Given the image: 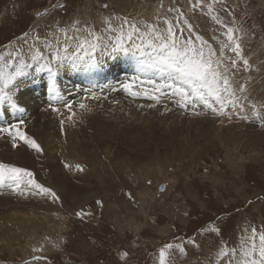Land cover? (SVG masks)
<instances>
[{
  "label": "rangeland",
  "instance_id": "1",
  "mask_svg": "<svg viewBox=\"0 0 264 264\" xmlns=\"http://www.w3.org/2000/svg\"><path fill=\"white\" fill-rule=\"evenodd\" d=\"M211 2L212 0H206V4ZM16 3L19 6H16ZM193 3L195 0H0V55L7 59L9 52L24 53L26 48L30 47V43L33 44L37 34L41 40L36 44L39 43L37 46H40L43 44V38L51 35L53 29L69 25L77 18L95 23L99 30L103 27L102 17L110 14L151 21L157 14L161 17H174L176 13H169V8L183 11L193 25V33L203 35L209 44L218 48V42L214 37L224 39L223 29L211 20L206 5L203 10L200 7L193 9ZM104 4H108L109 7L103 8ZM213 6L225 24L232 26L234 21L240 28L237 36L242 37L244 54L247 53L245 58L249 60L251 66L247 71L241 70L240 76L247 84L248 100L258 105L264 103V0H219ZM47 10H52L51 14L39 25L33 26L38 18L37 13L40 15ZM25 40L28 43H25ZM42 50L46 54L49 51L46 48ZM117 56H112V59ZM124 60H130L131 63L123 65ZM34 68L27 75L47 73L36 72ZM119 71H126L123 76L125 83L131 82L132 78L138 75L136 61L130 56L119 55ZM110 75L112 74L107 73L100 77L93 71L91 78L100 81ZM261 76L263 78L258 80L257 77ZM28 78L33 80L30 76ZM147 78L141 77L145 81ZM153 78L157 79L158 83L162 82L160 77ZM121 87L114 96L117 94V98H121L126 97L124 93H129L128 100L122 101L125 107H129L128 114H124V106L121 108L120 103H114L111 107H118L120 110L110 108L107 113L97 116L93 124L87 122H83L82 125L74 124L68 128L73 132L71 136L64 131L66 128L64 119L59 118L62 116L61 112H49L48 115L45 112L34 118L25 115L27 127L25 131L37 140L43 152L34 154L28 147L23 161L16 157L18 148H12L10 140L0 134V155L3 156L0 161L11 162L31 170L39 183L52 188L59 197V200H55L43 194L21 196L10 189H0L2 193L0 202H6V205L0 207V264H23L26 260L31 261L33 255L45 256L47 260L33 261L32 264H158L159 249L165 243L181 241L184 242L187 255L174 252L172 256L174 264H206L207 258L214 257L222 244L237 247L245 227L264 226V126L259 120L254 117L241 119L235 115L229 119L216 115L202 106L195 109V112L202 114L196 115L191 106L188 109L179 107L174 97L161 96L157 102L146 95L133 96ZM150 87L146 82L140 84L137 81L133 91L146 90ZM17 88L16 85L14 92ZM100 90L103 92L102 88ZM67 94L59 104L46 102L48 107L50 104L52 107L63 105L65 111L72 114L75 111H69L65 107L66 103H71L73 108L82 99L86 105L93 100L87 95L90 94L88 90L72 89ZM85 96L89 97V100L85 99ZM95 101L96 106L103 109L105 101ZM106 101L110 104L113 100ZM44 105L41 106L42 110L52 109L43 108ZM145 107L150 112L147 118L143 119L146 121L137 122L134 114L129 115V111L138 113ZM111 110L120 112L122 121L120 118L116 122L110 120ZM126 116L128 120L124 121ZM163 118L165 119L162 120ZM103 122L112 125L103 126ZM199 123L202 126H199ZM143 124L147 125L144 131L140 128ZM5 125L1 124V127ZM99 127L100 132L107 133L110 144L102 146L99 143L101 142ZM87 128L94 133L91 142L100 145L89 147L94 159L111 158L110 151L112 154L115 152L105 146L118 150L119 145L128 146L129 143V150L126 153H133L131 143L137 142L139 145L144 140L150 141L147 145L151 151L140 149L145 153L143 161H139L140 164L138 162L129 164V161L124 160L123 153H119L121 163L119 162L116 168L111 166L110 160L107 165L104 162L98 163L101 167L99 168L97 164L76 161H83L82 156L72 159L71 163L58 158L61 163L59 169L62 170L64 177H61L62 180H53L50 171L41 169L47 161L43 147L52 145L62 136H66L68 140L75 137L76 140V133L80 131L81 134V131ZM134 128L138 135L135 133L137 136L132 137L133 140L130 141L126 134ZM40 130L43 131L40 136L45 134L42 142L41 137L34 134ZM180 132H183V135L188 134L191 141L193 137V141L188 145H184L183 142L174 144L172 135ZM166 139L170 142L167 143ZM85 142H89L87 138ZM154 145L159 149H167L158 153ZM126 147L124 146L122 150L125 151ZM56 148L54 151L60 157L58 144ZM84 159L86 161L90 158ZM76 163H81L84 171L88 173L101 171L99 174L102 177L92 178L90 182H79L76 178L81 172H73L67 166ZM112 168L115 169L113 175ZM6 192H9L7 197ZM76 192H79V198L90 195L92 198L86 204L80 205L75 203ZM33 205L35 208H32ZM14 212L16 213L12 220L10 215ZM27 214L29 220L26 218ZM32 218L35 219L33 222L30 220ZM213 224L220 227L219 235L207 231L208 226ZM3 233L9 235L5 236ZM35 237L37 238L34 239ZM189 238H195L199 247L187 243ZM24 244L26 245L23 246ZM56 244L59 247H55ZM32 247H43L44 251L33 253ZM125 252L128 253L127 257L123 256Z\"/></svg>",
  "mask_w": 264,
  "mask_h": 264
},
{
  "label": "snow or ice",
  "instance_id": "2",
  "mask_svg": "<svg viewBox=\"0 0 264 264\" xmlns=\"http://www.w3.org/2000/svg\"><path fill=\"white\" fill-rule=\"evenodd\" d=\"M218 2L219 0H212L206 4V0H195L192 4L193 9L200 7L201 10L206 5L211 20L223 29L224 39L214 37L218 48L209 44L203 35L194 34L193 25L185 13L174 8L168 9L169 13H176L174 17H161L157 14L151 21L110 14L102 17L103 27L99 30L95 23L77 18L69 25L53 29L51 35L43 38L40 46L36 44L41 40L37 34L29 47L30 56L27 59L21 51H15V54L9 52L7 59L0 55V105H8L20 113L25 112L14 88L17 79L26 76L33 67L36 72L46 71L50 74L51 91L55 93L53 99L63 102V97L56 88V76L62 69H78L83 66L86 71L99 70L101 57L122 54L132 57L137 64L138 75L131 82L122 84L131 95H146L157 102L161 96H170L176 98V103L181 108L188 109L191 106L196 115L202 114L195 112L196 108L202 106L229 119L233 115L241 119L254 117L264 126V103L258 105L248 100V87L240 76L241 70L247 71L251 67L244 56L242 37L237 36L240 28L234 21L229 26L220 19L213 6ZM102 7L107 9L109 5L104 4ZM160 7H163L162 3ZM44 48L49 50L47 54L42 50ZM142 76L148 77L147 80H142ZM153 77H160L162 82L158 83ZM137 81L140 84L146 82L151 87L133 91ZM89 93L91 99H100L91 89ZM65 107L71 111L72 104L66 103ZM79 107L87 110L88 106L81 102ZM53 110L60 111L58 108ZM24 125L23 119L16 123L9 121L0 127V134L10 140L14 149L27 146L42 153L41 145L27 134ZM75 168L78 171L84 170L79 164ZM5 188L21 196L43 194L59 200L56 192L39 183L31 170L0 161V189ZM207 231L217 235L221 233L220 227L214 224L209 225ZM187 243L199 247L195 238H189ZM54 246L59 247L58 244ZM32 251L42 253L44 248L35 247ZM174 252L187 255L183 241L165 243L159 249L158 264H174ZM127 255V252L123 254L124 257ZM41 260L46 261L47 257L33 255L31 261L26 260L23 264ZM206 264H264V226L245 227L237 247L222 244L214 257L207 258Z\"/></svg>",
  "mask_w": 264,
  "mask_h": 264
},
{
  "label": "bare ground",
  "instance_id": "3",
  "mask_svg": "<svg viewBox=\"0 0 264 264\" xmlns=\"http://www.w3.org/2000/svg\"><path fill=\"white\" fill-rule=\"evenodd\" d=\"M115 2V1H114ZM16 6H19L18 3L15 4ZM15 5H13L15 7ZM116 5V4H115ZM144 5V4H143ZM21 6V5H20ZM23 8V7H22ZM26 8V7H25ZM19 10H20V7H19ZM48 12V13H46ZM46 12H42L40 15L37 13V20L34 21V24L33 26H37L41 23V21H43V19H45L46 17H48L52 10L50 11H46ZM98 15V14H97ZM24 41V40H23ZM28 43V42H27ZM39 45V43H37ZM32 44L30 43V46ZM24 46V45H23ZM29 47L26 48V51L24 52V58H28L30 56V53H29ZM101 59V65H100V68L99 70H93V71H96V75L97 76H100V77H104L105 74L107 73H110L112 75H110L107 79H102L100 81L98 80H94L91 78V74L93 73V71H86L84 69V67H80L78 69H74V68H71V67H66L64 69H62L58 75L56 76V88L58 89V92L60 94L61 97H63L64 95H68L67 93H69L72 89H79L81 91H89V89H91L92 91H94L98 96H100V102L101 101H105L104 102V106L102 107L103 109H99L96 105H97V102L95 100H90V103L87 104V109L88 111H86L85 109H81L79 107V104L81 102L85 103V100L82 99L81 101H77V105H74L73 108L71 109L75 111V115L73 117H71V113L69 114V112L65 111L64 109V106L63 105H58V106H54L52 107L51 110L49 111H44L41 109V106L43 104H45L43 106V108H51V107H48V104L46 102H52L54 103L53 105L55 104H59V100H54L53 99V96L55 95L54 92L51 91V84L52 82L51 81V78H50V74L47 72V73H40V74H35L33 73V75H27V77H19L17 79V82H16V85H17V90L15 91V94L19 97V100L21 102V106L24 107L26 110L25 112L23 113H20L14 109H12L10 106L8 105H0V123L1 124H7L9 121H11L12 123H16L19 119H23L25 121V125L23 126L24 127V130L27 128L26 127V119L24 117V115H27L28 117H36V115L38 114H44L45 112H47V115L50 113H54L55 111L53 110L54 108H58L60 109L59 112L60 115H62L61 117L59 118H62L64 119V125L66 126V128L68 129L69 127L73 126L74 124L76 123H80L82 125L83 122H87L89 124H93L96 120H97V116L99 115H102V114H105L107 113V111L110 109V108H118V107H111L112 104L114 103H120L122 106L121 108H123V106L125 107L126 105H124V103H122V101H126L128 100V95L129 93L126 92L124 94H126V97L122 96L121 98H117V94L114 96L115 92L122 86V84H125V81L123 80V76L124 74L126 73V71H122V72H118V65H119V55L115 58L112 59V56H103L100 58ZM131 63L130 60H124L123 62V65L124 64H129ZM113 66V67H112ZM35 69V68H34ZM14 70V69H13ZM250 73V72H249ZM249 75V74H248ZM28 76L32 77L33 80L31 81ZM42 79V80H41ZM41 80V82H40ZM42 84V88H41V84ZM36 87V89H35ZM100 88H102L103 92H101ZM122 88V87H121ZM37 90V92L35 91ZM40 92H42V95H40ZM123 94V93H122ZM89 97H90V94H87ZM130 96V95H129ZM89 97H86L85 96V99L89 100ZM117 98V99H116ZM49 99V101H48ZM113 100L111 101L110 104H108L109 101H106V100ZM98 101V100H97ZM128 102V101H127ZM126 103V102H125ZM129 103V102H128ZM148 104V103H147ZM94 106V107H93ZM91 107H93L91 109ZM101 107V106H99ZM98 109V111H97ZM119 109V108H118ZM128 109L129 107H125V110H123L124 114H128ZM120 110V109H119ZM137 111V110H136ZM89 112V113H88ZM156 112V111H155ZM141 113V114H139ZM148 113H150L149 111H147L146 107L141 111V112H131L129 111V115L131 114H134L133 116H136V120L138 122L147 118L148 116ZM90 114V115H89ZM110 116L112 119L110 120H113L114 122H116V120H118L120 118V120L122 121L121 118H123L121 116V113L116 111V110H111L110 111ZM108 114V115H109ZM146 114V116H145ZM160 116V115H159ZM169 116V115H168ZM23 117V118H22ZM71 117V118H70ZM100 117V116H99ZM106 117V116H105ZM171 117V115H170ZM202 117V116H201ZM210 117V116H209ZM213 117V116H211ZM38 118V117H37ZM55 119H57V117H54ZM66 119V120H65ZM156 119V118H155ZM165 118H163L162 120H164ZM167 119V118H166ZM170 119V118H169ZM175 119V118H174ZM172 119V120H174ZM203 119V118H202ZM201 119V120H202ZM209 119V118H208ZM58 120V119H57ZM73 120V122H72ZM128 120V116H126V118L124 119V121H127ZM168 120V119H167ZM199 120V121H201ZM204 120V119H203ZM55 121V120H54ZM106 120L104 119V122ZM143 121H146V120H143ZM159 121V120H158ZM198 121V120H197ZM102 123L103 126H107L109 125V127L112 125V123ZM155 122V121H154ZM171 122V121H170ZM147 122H145L146 124ZM152 123V122H151ZM165 123V122H164ZM130 124H133V123H130ZM135 124V123H134ZM133 124V125H134ZM156 124V122H155ZM158 124V123H157ZM200 124V123H199ZM97 125V124H96ZM133 125H131L133 127ZM140 125V124H139ZM151 125V124H150ZM154 125V124H152ZM198 125V123H197ZM99 126V125H98ZM130 126V127H131ZM147 126V125H146ZM146 126L143 124L141 125L140 128H142V130H146ZM199 126H202L201 124ZM82 127V126H81ZM88 127V126H87ZM114 127V126H113ZM131 127V128H132ZM151 127V126H150ZM154 127V126H153ZM177 127V126H176ZM64 129L65 133L69 136H71L73 134V132L71 130H67V129ZM118 128V127H117ZM148 128H149V125H148ZM111 129V128H110ZM201 130V128H198V130ZM155 130V129H154ZM166 129H164L165 131ZM168 130V128H167ZM197 130V131H198ZM28 131V129H27ZM95 131V130H94ZM113 131V130H112ZM96 132V131H95ZM98 132L100 134V138H101V142H99L100 144L103 145H108L110 143L109 140L107 139V133L106 132H100V127L98 128ZM153 132V131H152ZM156 132V131H155ZM154 132V133H155ZM173 132V131H172ZM196 132V131H195ZM43 133L42 130L40 131H35L34 134L37 135V136H40L39 134ZM137 134V130L134 128V129H131L129 131H127V137L130 139V141H132V137H135L137 135H134V134ZM157 133V132H156ZM165 133V132H164ZM199 133V132H198ZM28 134V133H27ZM76 140L75 137L74 139L71 138L70 140H68L66 138V136H62L61 138H57L52 145H45L44 148V154H45V158H46V163H44L43 166H41L43 169V171H50V174H51V178H53V180L55 179H58L60 180L61 177H64V174H62V170L60 171L59 167H60V161H58V158H61L62 160H64L66 163L67 162H70L71 163V160L72 159H78V158H83V161H79V160H76L78 162H86V163H89V164H97V167L101 168L100 166H98V163H102L104 162L106 165L109 164L107 163L109 160H110V164L113 168H116V166H118V163L121 159V155L123 153V157H124V160H127L129 161V164L130 162H138L139 161H143L142 160V157L144 156L145 153H143L140 149L142 150H145V149H149L150 146L148 147L147 144H149V140L148 141H145L142 142V143H139V145H137V142H132L131 143V149L134 151L133 153L132 152H127V150H129V143H128V146L127 144H121L119 145L118 147V150L117 149H114L112 147H109V146H105L106 148H110L111 150H113L115 153L112 154V151H110V157L111 158H107L108 160H104L102 158L100 159H95L92 158V151H90V145H96V146H100V145H97L95 144L94 142H91V140L93 139V131H89L88 128L87 129H83L81 131V134H80V131L78 133H76ZM143 134V133H141ZM166 134V133H165ZM173 134V133H171ZM155 134H153L154 136ZM168 135V134H167ZM45 134H43V136H40V141L42 142L43 138H44ZM122 136V135H120ZM147 136V135H146ZM152 136V135H151ZM157 136V135H156ZM142 137V136H141ZM144 137V136H143ZM150 137V136H149ZM148 137V138H149ZM168 137V136H167ZM85 138L88 139V143L85 142ZM96 138V136H95ZM161 138V137H160ZM165 138V137H164ZM172 138H173V143L174 144H179V143H184L185 144H190L189 142L191 141V139L189 138V135L188 134H184L183 135V132H180L179 134H173L172 135ZM141 139V138H140ZM153 139V138H151ZM157 139V138H156ZM159 139V138H158ZM126 140V139H125ZM155 140V139H154ZM160 140V139H159ZM77 141V142H76ZM120 141V139H119ZM135 141V140H134ZM143 141V140H142ZM158 141V140H157ZM161 141V140H160ZM169 141V140H168ZM167 139H166V142L168 143ZM192 141H193V137H192ZM191 141V142H192ZM154 142V141H153ZM170 142V141H169ZM78 143V144H77ZM161 143V142H160ZM58 144V152L60 151V157H58V153H56L54 151V148H56V145ZM172 144V143H171ZM171 144H169V146H171ZM165 145V144H164ZM117 146V145H116ZM126 147V150H122L123 147ZM175 146V145H174ZM27 146H24V147H20L16 150V152L18 151V154L16 155V157L19 159V161H23L24 158H25V155H27V149L28 147L26 148ZM94 147V146H93ZM92 147V148H93ZM115 147V146H114ZM155 149L157 150V152H161V151H164L166 150L167 148H162V149H159V147L157 145H154ZM169 148V147H168ZM173 148V147H172ZM186 148V147H185ZM57 149V148H56ZM176 150V149H175ZM31 151L34 153L36 152L35 150L31 149ZM124 151V152H123ZM151 150L149 149V152ZM177 151V150H176ZM105 152V151H104ZM37 153V152H36ZM99 153H102V152H99ZM120 153V154H119ZM181 153V152H180ZM35 154V153H34ZM39 154V153H38ZM109 154V153H108ZM41 155V154H40ZM103 155V153H102ZM101 155V156H102ZM105 155V154H104ZM113 155V156H112ZM100 156V155H99ZM97 156V157H99ZM151 157L153 155H150ZM3 156L0 155V159L2 158ZM44 157V156H43ZM84 157H89L90 159L89 160H86L84 161ZM106 157V156H105ZM36 159V158H35ZM123 161V160H122ZM126 161V162H127ZM75 162V161H74ZM30 164H32V162H28ZM128 163V162H127ZM144 163V162H143ZM37 164V163H36ZM41 164V163H40ZM47 164V165H46ZM81 165V163H76L75 165ZM104 164V165H105ZM123 168H124V161H123ZM140 164V163H139ZM67 165V164H65ZM69 165V164H68ZM67 165V166H68ZM75 165H72L71 164V170L73 172H81V174H78L79 176L76 178L78 179L79 182L81 181H85V182H90V180L92 178H100L102 177L101 174H99V172L101 171H96L95 170V173H88L86 172V170L84 171H78L76 170L75 168ZM101 165V164H99ZM105 165L106 168H108L107 166ZM82 166V165H81ZM90 166V165H89ZM95 166V165H94ZM109 166V165H108ZM36 167V166H35ZM96 167V166H95ZM104 167V168H105ZM121 167V166H120ZM126 167V166H125ZM38 168V167H37ZM69 168V167H68ZM112 168V175H113V170ZM128 168V166H127ZM130 168V167H129ZM147 168V167H146ZM145 168V169H146ZM87 169V168H85ZM90 169V168H89ZM126 169V168H125ZM124 169V170H125ZM138 169V168H137ZM88 170V169H87ZM91 170V169H90ZM150 170V169H149ZM103 171V170H102ZM109 171V169H108ZM105 172V171H103ZM117 172V171H116ZM65 173V172H64ZM71 173V172H69ZM68 174V173H67ZM125 174V173H124ZM119 175V174H118ZM127 175V174H126ZM69 176V174H68ZM73 176V175H72ZM105 176V173L104 175ZM121 176V174H120ZM124 176V175H122ZM50 177V176H49ZM129 177V176H128ZM43 178V177H42ZM68 178V177H67ZM72 179V178H71ZM121 179V177H120ZM62 180V179H61ZM101 180V179H100ZM114 180V179H113ZM66 181V179H65ZM103 181V180H102ZM129 181V180H128ZM95 182V181H94ZM101 182V181H100ZM46 183H50V182H46ZM64 183V181H63ZM126 183V182H125ZM103 184V183H102ZM95 188V187H94ZM92 189V188H91ZM61 193V192H60ZM73 193V192H72ZM9 194V192H6L5 193V197H7V195ZM75 197H77L75 199V203H80V205L82 204H86L87 202H89V200H91L92 198V195L90 196H87L86 198L83 197V198H79V192H76L74 193ZM82 194V193H81ZM86 194V193H85ZM84 194V195H85ZM96 195V194H95ZM36 196V195H35ZM2 199V198H1ZM83 200V201H82ZM6 203V202H5ZM3 202H0V207H2L3 205H6ZM36 204V203H35ZM34 204V205H35ZM32 206V208H35V206ZM81 207V206H80ZM37 208V207H36ZM39 210H42V208L38 207ZM46 208V207H45ZM70 208V207H69ZM68 208V209H69ZM44 212V211H43ZM15 213H12L10 216L12 218V220L14 219V216H15ZM24 213V212H23ZM26 215V213H24ZM17 215V214H16ZM49 215V214H48ZM54 215V214H53ZM9 218V219H11ZM27 220L28 219V214H27ZM146 218V217H145ZM32 222L35 220V219H30ZM52 224V223H51ZM55 224V223H54ZM51 226V225H50ZM54 226V225H52ZM51 226V227H52ZM50 228V227H49ZM2 229V228H1ZM10 230V229H9ZM19 232V230H18ZM17 232V233H18ZM14 233V232H13ZM4 234V233H3ZM2 235V234H1ZM5 235V234H4ZM6 235H9V234H6ZM5 235V236H6ZM12 235V234H11ZM23 235V234H22ZM38 237H39V234H38ZM8 238V237H6ZM15 238V237H14ZM37 237H35L34 239H36ZM16 239V238H15ZM32 239V238H31ZM33 240V239H32ZM38 240V239H37ZM40 240V239H39ZM37 242V241H36ZM23 244V243H22ZM26 244H24L23 246H25ZM29 246V245H28ZM32 246V245H31ZM27 247V246H26ZM33 248V247H32ZM30 249V248H29ZM33 250V249H32Z\"/></svg>",
  "mask_w": 264,
  "mask_h": 264
},
{
  "label": "crops",
  "instance_id": "4",
  "mask_svg": "<svg viewBox=\"0 0 264 264\" xmlns=\"http://www.w3.org/2000/svg\"><path fill=\"white\" fill-rule=\"evenodd\" d=\"M244 55H245V57H247V53H245ZM262 78H263V76H261V78H258V77H257L258 80H259V79H262Z\"/></svg>",
  "mask_w": 264,
  "mask_h": 264
}]
</instances>
